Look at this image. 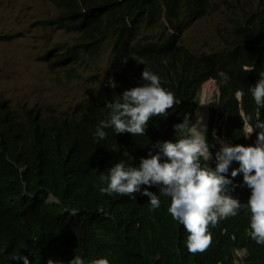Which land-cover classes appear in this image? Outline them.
Wrapping results in <instances>:
<instances>
[{
	"label": "trees",
	"instance_id": "1",
	"mask_svg": "<svg viewBox=\"0 0 264 264\" xmlns=\"http://www.w3.org/2000/svg\"><path fill=\"white\" fill-rule=\"evenodd\" d=\"M49 1L63 10L55 23L76 31L86 53L103 55L105 62L85 98L69 112L41 114L0 103V264H23L12 259L22 252L31 264L68 252L104 255L111 264H235L232 250L243 245L249 252L245 264H264V249L246 240L242 216L215 227L211 249L192 255L164 207L149 210L130 196L102 194L96 187L97 167L103 163L99 153L110 168L116 160L143 154L151 142L149 136L115 134L112 128L105 129L104 140L94 134L109 116L106 102L144 83L141 74L147 68L178 101L167 119L156 117L152 133L164 139L172 129L167 121L191 118L202 83L213 78L220 96L211 114L226 115L227 135L241 139L237 112L241 108L253 121L248 85L257 78L255 71L258 76L264 72V1L247 12L242 4L234 18L215 30L208 45L212 50L197 54L184 48L180 35L209 14L213 0ZM236 2L228 1L230 11ZM61 57L76 61L78 53L66 48ZM221 71L230 77L227 83ZM236 90H241L240 100ZM52 195L60 204L52 202L50 214L45 200ZM74 202L82 211L69 217L63 206Z\"/></svg>",
	"mask_w": 264,
	"mask_h": 264
},
{
	"label": "clouds",
	"instance_id": "2",
	"mask_svg": "<svg viewBox=\"0 0 264 264\" xmlns=\"http://www.w3.org/2000/svg\"><path fill=\"white\" fill-rule=\"evenodd\" d=\"M262 1L246 0L242 3L247 12ZM200 19L203 17L197 20ZM181 35V44L191 54L212 50L207 48L194 53L183 44ZM136 62L143 64V60ZM245 70L252 71L251 68ZM257 72H254L257 78L248 85L255 110L253 121L250 122L241 108L237 112L241 121V139L232 140L227 135L222 124L226 115L221 116L218 112L211 114L220 96L218 83L213 78L202 83L191 118L167 121L166 124L172 129L163 139L162 135L152 137L151 127L156 117L167 119L178 101L172 92L162 87L157 74L143 68L141 78L144 83L128 88L121 94H114L113 99L106 102L105 107L110 109L109 116L99 121L94 134L99 140H104L107 136L105 129L112 128L115 134L127 132L134 138L149 136L150 146L136 158L130 156L114 161L110 168L104 164V154L100 152L103 163L97 167L99 176L96 187L102 194L130 196L149 210L164 207L180 232L183 247L192 255L209 251L215 242L213 229L239 216L245 221L246 240L264 249V118L261 116L264 110V72H260L259 76ZM219 75L225 83L230 79L223 71ZM108 83L113 89L117 87L113 79ZM204 85L206 87L203 89ZM202 89L203 96H215L210 109L206 108L204 123L201 120L196 122ZM238 90L234 94L240 100L241 90ZM21 107L24 106L18 108ZM49 199L52 201L49 202ZM52 202L60 204L58 198L50 196L45 200L49 204V211ZM81 207L79 202L63 206L65 215L69 217L80 211ZM103 211V208L99 209V212ZM103 215L108 216L106 211ZM248 253L245 245L234 247V263L245 264ZM25 254L18 253L12 259L31 264ZM103 256L87 257L68 252L55 257L52 254L43 259V264H111L108 257Z\"/></svg>",
	"mask_w": 264,
	"mask_h": 264
},
{
	"label": "rangeland",
	"instance_id": "3",
	"mask_svg": "<svg viewBox=\"0 0 264 264\" xmlns=\"http://www.w3.org/2000/svg\"><path fill=\"white\" fill-rule=\"evenodd\" d=\"M228 1L213 0L209 14L186 28L181 38L190 51L207 49L220 23L234 18L246 0L236 2L232 11ZM61 12L48 0H0V101L6 105L35 107L42 113L69 112L96 80L103 55H88L76 31L55 23ZM66 48L77 52L78 58L85 56L84 61L62 59ZM203 89L199 103L210 109L215 96L203 98Z\"/></svg>",
	"mask_w": 264,
	"mask_h": 264
},
{
	"label": "bare ground",
	"instance_id": "4",
	"mask_svg": "<svg viewBox=\"0 0 264 264\" xmlns=\"http://www.w3.org/2000/svg\"><path fill=\"white\" fill-rule=\"evenodd\" d=\"M104 62H105V57H104ZM104 62H103V64H104ZM101 71V70H100ZM99 71V72H100ZM203 98H205V96H203ZM214 98V97H213ZM207 103V102H206ZM206 108H208V106H206V105H201L200 106V108H199V110H198V112H197V120H196V122L198 121V120H201V122L202 123H204V120H205V116H206ZM207 112H208V110H207ZM159 133L158 132H153L152 133V137H154V136H157ZM54 256H55V254H54Z\"/></svg>",
	"mask_w": 264,
	"mask_h": 264
}]
</instances>
